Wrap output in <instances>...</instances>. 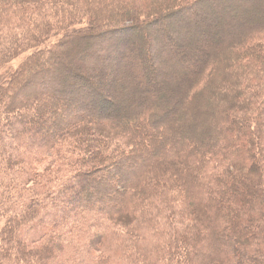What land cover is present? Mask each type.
Here are the masks:
<instances>
[{
	"label": "trees",
	"instance_id": "1",
	"mask_svg": "<svg viewBox=\"0 0 264 264\" xmlns=\"http://www.w3.org/2000/svg\"><path fill=\"white\" fill-rule=\"evenodd\" d=\"M190 9L161 72L110 41ZM90 37L121 46L120 111L85 82L19 110L31 68ZM26 53L0 76V264H264V0H0V68Z\"/></svg>",
	"mask_w": 264,
	"mask_h": 264
},
{
	"label": "rangeland",
	"instance_id": "2",
	"mask_svg": "<svg viewBox=\"0 0 264 264\" xmlns=\"http://www.w3.org/2000/svg\"><path fill=\"white\" fill-rule=\"evenodd\" d=\"M208 6V4L201 6V10L203 11V13H200L203 17H200L201 14L199 15L198 10L194 12L197 13V19L202 21L205 17H207L209 20H214L215 18L220 16L218 14H212L210 12H207L205 14L206 9L209 8ZM191 11H194V9H190L188 11L183 10L177 13L172 12L169 14V16H164L163 14L158 15V20L154 24L151 23L145 25L143 29L139 28L138 31L134 29V36H127L126 38H122L120 40L115 36L116 38L113 37V39H110V41L112 42L117 40V43L123 44L122 46L124 48L129 46V44L131 43H133V45L137 44L138 42L142 43V49L135 56L137 61L139 63L141 62V64L145 66V69L150 65L154 66L156 69H158L159 72H161V68L156 65V62L159 58L158 54L160 51L165 50L167 45L169 48L173 49L177 47L185 48L189 46L186 42V35L184 34L183 28L186 27V32H190L189 30H191V27L189 26L191 24V21H189L191 18H185V15ZM221 18L222 16L220 17V19ZM132 22L133 25H135V21ZM200 31H202V28H200L197 33L190 32V35L192 37H195V35L201 34ZM159 34L160 39L158 38ZM162 37H165V39L167 40L164 41ZM103 43L104 45L102 46ZM105 43V40H98L97 37H90L87 42L83 43V46L79 44L77 49L75 48L71 50L72 54L69 57L72 59H70L69 61L64 60L63 63H56L54 60L52 62L48 58H44L45 63L43 64L45 65L31 68V73L36 72L38 74L36 76L30 75L31 77L28 76L29 74H26L21 79L22 84L17 86V92L14 95L17 99V108L19 110H22V107L24 108V106H26L28 100L39 96V94L50 92L54 93L55 89L52 85L59 83H61V85L63 86L60 89L61 93H68V97L71 98V102L74 103L76 101L79 104L84 103L85 100L79 98L78 89H82L81 87L83 86V82H85L86 84H90V86L94 88H92L93 94L91 98L86 103L89 104V108H93V110H95L97 113H101L102 115H108L111 113L115 114L119 112L120 110L117 107L121 105V102H119L118 97H115V95L111 94V83H108L105 80V76L108 74H112L111 70H113L115 67L118 66L121 68L118 58H116L115 56H110L111 52L117 51L118 54L119 48L121 46L115 45L113 43ZM146 43H149V47L146 46ZM126 44L127 46H125ZM164 44L167 45L164 46ZM67 50L70 51L69 49ZM154 51L156 52V54H154ZM26 55L27 53L20 55L4 69L0 68V76H6L10 72V69H12L13 71ZM92 58H95L97 60L102 59L101 63L103 66L100 69H96L94 67V63H92V61L95 59L91 60ZM104 58H106L107 60H104ZM122 61L126 60L122 59ZM45 68H49V70ZM157 76H159V74ZM157 83H159V81H155L153 85H156ZM115 86L117 87L118 83H115ZM94 94H96L97 96H94ZM90 105L92 106L90 107ZM17 119L18 118H15V120ZM32 139H34V137H32Z\"/></svg>",
	"mask_w": 264,
	"mask_h": 264
}]
</instances>
